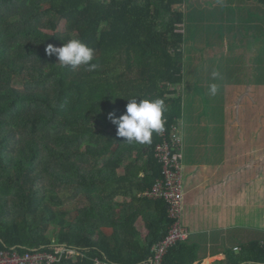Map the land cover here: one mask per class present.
Returning <instances> with one entry per match:
<instances>
[{"label":"trees","instance_id":"trees-1","mask_svg":"<svg viewBox=\"0 0 264 264\" xmlns=\"http://www.w3.org/2000/svg\"><path fill=\"white\" fill-rule=\"evenodd\" d=\"M250 1L264 5L239 2ZM189 2L0 0V250L55 243L75 252L55 264H155L172 220L149 194L164 180L157 146L183 118ZM71 38L94 49V71L46 54ZM132 97L164 102L150 143L118 137L109 119ZM199 253L179 241L160 264H201ZM217 264H264L263 241Z\"/></svg>","mask_w":264,"mask_h":264},{"label":"crops","instance_id":"crops-1","mask_svg":"<svg viewBox=\"0 0 264 264\" xmlns=\"http://www.w3.org/2000/svg\"><path fill=\"white\" fill-rule=\"evenodd\" d=\"M219 10L221 13V8ZM258 18L263 22L264 30V14L262 19L261 15ZM239 34H242L240 29L232 39L236 41ZM255 36L253 32L251 37ZM189 40L190 37L187 42ZM261 41L264 43V40L255 41L252 44L254 48ZM262 53L264 56V48ZM233 67L232 70H237L236 64ZM257 71L264 73V65ZM258 78L261 76H254L253 80L241 84L237 79H227L229 95L226 98L220 86L212 99L208 86L202 83L201 87L195 83L193 91L197 87L202 89V101L195 94L193 103L183 106V118L180 120L181 129L185 130L183 220L191 230L189 241L200 248L202 264H217L226 260L229 250L238 252L243 244L250 241H264L262 233L255 229L257 219L261 228L264 226V85H257ZM184 88L190 90V85L184 83ZM212 101L218 108L228 101L227 105L234 112L231 135L230 131L226 132L225 140L222 130L211 131L210 136V131L196 129L200 123L205 126V115L207 108L213 106ZM257 123L260 124L258 129ZM136 226L143 235L144 226Z\"/></svg>","mask_w":264,"mask_h":264},{"label":"rangeland","instance_id":"rangeland-1","mask_svg":"<svg viewBox=\"0 0 264 264\" xmlns=\"http://www.w3.org/2000/svg\"><path fill=\"white\" fill-rule=\"evenodd\" d=\"M239 1L234 0V3H232L230 0H219V2L217 0H190L187 4L189 11L187 13V25L185 29V25L180 27L182 32L185 30L186 38L189 39L190 37L191 39L186 45L188 51L184 61V74H186L184 83L187 86L190 85V90H185L184 87V90H182L184 106H189L193 103L195 94L202 101V89L197 87L193 91V84L195 85V83L201 87L202 83H204L209 89L212 84L217 87L220 86L223 89L221 93H223L224 98L229 95V89L226 85L227 79H232L233 81L237 79L239 84H241L242 82L246 83V81L253 80L254 76H261V78L257 79V85H264V73H258L257 71L259 66L262 68L264 65V56H262L264 43L261 41V43L255 44V48L252 45L255 41L264 40L263 22L259 21L258 18L261 15L262 19L264 5L252 1L243 4ZM208 2H212V7L209 4L207 5ZM209 10L215 11L209 12ZM259 26L262 27L259 29ZM63 27L64 24L61 29ZM238 29L241 30L242 34H239L236 41H234L232 36ZM253 32L256 36H261L251 37ZM248 44L250 45L249 48ZM234 64L237 66L235 71L232 70ZM214 71L219 74L215 78L212 75ZM210 94L213 99L211 91ZM214 103L213 106L207 108L205 126L200 123V127L196 129H199L198 131H210V133L214 130H222L225 132V140L226 132L230 131L229 135H231V122L234 112L227 105L228 101L224 102V105L219 108L215 107ZM200 110L202 111V107ZM178 124L174 127L171 138L177 132L184 141L185 130L181 129V122ZM259 125L257 123V129ZM238 131H240L239 128ZM257 212H259V208H257ZM258 221L257 219L255 229L261 232L264 238V226L261 228V224H258ZM239 223H242V221ZM137 225L138 227L143 226L142 221L138 220ZM53 247L57 249L55 243Z\"/></svg>","mask_w":264,"mask_h":264},{"label":"built area","instance_id":"built-area-1","mask_svg":"<svg viewBox=\"0 0 264 264\" xmlns=\"http://www.w3.org/2000/svg\"><path fill=\"white\" fill-rule=\"evenodd\" d=\"M171 141L172 143L166 140L157 146L156 157L163 165L164 180L158 182L154 191L149 194L150 197L164 199L167 202L169 218L172 220L168 234L154 248L155 264H160L168 249L175 246L177 242L191 238V230L185 226L183 220L185 205L183 138L176 132ZM55 250L54 253L31 250L22 255L14 249L0 250V264H55L60 260L58 255L73 256L75 254L73 250L66 247H57Z\"/></svg>","mask_w":264,"mask_h":264},{"label":"clouds","instance_id":"clouds-1","mask_svg":"<svg viewBox=\"0 0 264 264\" xmlns=\"http://www.w3.org/2000/svg\"><path fill=\"white\" fill-rule=\"evenodd\" d=\"M48 56L57 57L63 66L77 67L87 66L89 71H94L98 64L92 63L94 59V49L80 39L71 38L63 46L57 47L49 44L45 49ZM217 77V72L212 73ZM211 93L215 94L217 86L210 85ZM165 105L162 99L141 98L138 102L137 97L128 99L126 110L119 117L109 114V119L117 125V136L124 137L127 141L140 144L150 143L154 132L163 130V113Z\"/></svg>","mask_w":264,"mask_h":264}]
</instances>
